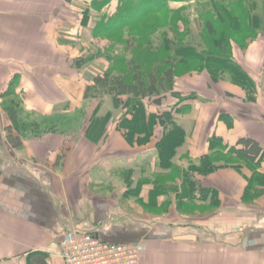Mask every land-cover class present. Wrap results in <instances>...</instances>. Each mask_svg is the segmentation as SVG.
Returning a JSON list of instances; mask_svg holds the SVG:
<instances>
[{
  "label": "crops",
  "instance_id": "0c3cea01",
  "mask_svg": "<svg viewBox=\"0 0 264 264\" xmlns=\"http://www.w3.org/2000/svg\"><path fill=\"white\" fill-rule=\"evenodd\" d=\"M92 2L0 0V264H65L61 242L74 232L138 245L141 264H264V196L245 197L253 169L225 168L199 178L204 189L220 192L222 205L214 214L189 217L178 209L176 194H169L172 201L164 208L169 195L154 200V188L146 183L162 173L156 148L162 128L139 145L116 125L112 131L107 125L102 139L88 137L95 112L80 129L67 122L82 115L78 109L91 80L82 76L84 67L76 68L74 53L61 38L77 34L70 39L78 41L89 24L84 27L81 20L75 32H67L66 23L83 18L82 7ZM111 7L116 10L115 3ZM234 58L256 82L255 103L246 101L242 88L228 80L216 83L207 71L176 79L184 97L196 96L185 103L166 101L171 108H190L177 117L187 133L185 153L179 155V149L174 159L182 169L209 154L214 137L229 148L243 138L264 148V36L246 51L234 46ZM15 79L25 114L42 120L26 128L22 150L7 139L10 120L2 97ZM221 114L233 119L232 128ZM186 116H193L189 128L183 124ZM48 128L60 133L34 137ZM66 130L80 132L72 138ZM177 185L182 191L180 179Z\"/></svg>",
  "mask_w": 264,
  "mask_h": 264
},
{
  "label": "trees",
  "instance_id": "16d2710c",
  "mask_svg": "<svg viewBox=\"0 0 264 264\" xmlns=\"http://www.w3.org/2000/svg\"><path fill=\"white\" fill-rule=\"evenodd\" d=\"M183 1L186 0H93L91 7L98 13H102L108 5L116 4L114 14H103L96 22L92 29L93 37L117 39L127 34L129 39L125 42L124 55L114 56L106 52L105 58L110 66L105 72L92 76L85 99L106 95L112 97L117 107L123 105L127 111L119 120L117 129L124 133L131 144L135 140L139 145L149 143L155 137L156 128H162L156 145L157 168L162 173L146 181L154 188L153 199L176 194L180 212L189 208L186 211L189 215L194 213L191 209L211 210L210 214H214L222 205L220 192L213 188L204 189L199 178L225 168L240 170L242 166L250 167L254 170V176L249 181L245 197L254 201L264 196V148L257 141L247 138L229 148L221 139L214 137L210 140V153L198 163H190L187 169H182L174 163V159L178 150L185 145L187 133L177 117L188 113L190 108L183 106V109L179 105L169 108L166 101L172 98L185 103L195 99V94L184 97L182 92L176 90V79L207 71L214 82L230 81L245 91L248 103H255L256 82L236 62L234 46L246 51L264 32V17L257 13V0H210L211 3L205 5L210 10L204 14L202 33L205 50L198 51L187 43L188 31L182 27H185L188 19L183 10H174L170 6L171 2ZM89 14L90 10H86L82 20L84 27L89 24ZM159 33H162V38L160 46L156 48L152 39ZM169 33L174 38H170ZM143 55L150 64H145ZM85 63L82 59L75 60L79 70ZM17 85L15 79L2 97L10 120L6 130L7 139L14 149L22 150L24 134L30 124L23 119L25 111L16 93ZM110 119V115L94 118L87 136L91 137L92 133L96 135L99 130L97 138H101L102 130L106 129ZM220 119L229 128L233 127L234 121L229 115L221 114ZM33 124L39 126L40 123ZM40 129L34 132V137L56 130ZM179 179L182 181V191L177 185ZM129 183L132 185V182ZM260 187L263 188L261 191Z\"/></svg>",
  "mask_w": 264,
  "mask_h": 264
},
{
  "label": "rangeland",
  "instance_id": "374dc122",
  "mask_svg": "<svg viewBox=\"0 0 264 264\" xmlns=\"http://www.w3.org/2000/svg\"><path fill=\"white\" fill-rule=\"evenodd\" d=\"M217 1H222V0H217ZM257 2H258V6H259L257 13L263 18L264 17V12H263L264 11V8H263L264 7L263 6L264 0H257ZM209 3H211L210 0H186L183 2H171L170 3L171 8H173L174 10H179V9L183 10L184 16L186 17V19H188V23L185 25V27H182L183 30L187 29V31H188L187 43L191 44L192 46H195L198 51L205 50L202 33H203V29H204V17H205L204 14H206L210 10L209 8L205 7V5L209 4ZM82 9L84 10V14H85L86 10H90V12H91V10H94L92 7L87 8V9H86V7H82ZM104 11H106V13ZM104 11H102V13H98V15L90 16L89 27H87L81 34H78V41H76V42L71 41L70 38L73 37L74 34H72V36L70 34L69 35L62 34V38H61V42L68 44V46L71 48V52L74 53L73 54V56L75 57V59H73L74 62H75V60H79V59L85 60L86 63H85V66L83 68L82 76L85 77L86 79L88 78V80H91L92 76H94L95 74L103 73L107 70V68H109L108 66H110V64H109L108 60L105 58L107 51L112 53L114 56L124 55L123 52L126 49L125 42H126V40L129 39V36L127 34H124L123 37L120 35V37H118L117 39L93 37L92 29L96 25V22L99 21L100 17H102L103 14L112 15L116 12L115 8L111 7V5H108L104 9ZM83 18L80 17L79 19H76V18L68 19V21L66 23V26L68 28L67 32H75L76 26H79V23L81 22V20H83ZM162 33L156 34L152 39L154 47H156V48H158L160 46ZM76 35L77 34H75L74 37H76ZM168 35L170 36V38H174V35L172 33H169ZM261 36H264L263 31L261 32ZM73 41H75V40H73ZM236 54L239 57L240 51H237ZM125 55H126V59H127V54H125ZM143 57L144 58H142V59H145V61H146L145 64H150V61L147 60L144 55H143ZM121 70H123V68ZM180 75H182V73ZM179 78H181V77H179ZM175 88L176 89L178 88L177 81L175 83ZM124 108L125 107L123 105L120 107H117L115 102L113 101L112 97L106 96V95H101L97 99H88V100L85 99V100H83L82 101V109H78V114L80 113L79 111L82 110V115L80 114L79 117L76 115L77 116L76 119H67V122L68 123L72 122V124L73 123L77 124L78 128L80 129V125L84 124L86 121H88L87 117L89 116V114H91L92 112H95L93 114L92 118L90 119L89 123L91 124V121L94 118L95 119L96 118H104L107 115H110L111 119L107 125H110L109 129L112 131L114 129V125H116V128H117V125L120 122L119 120L127 111V109L126 108L124 109ZM169 108H170V106H169ZM183 109H184V107H183ZM75 114H76V112H75ZM73 116H75V115L73 114ZM73 116H72V114H69V116H67V117L72 118ZM192 118H193V116H191V117L186 116L185 119L183 120V124L187 128H189L191 126V124L193 123ZM23 119L25 120L26 123L31 124V126H34L33 122H35V124H37V123L42 124V120L40 117H34V116L31 117V116H27L25 114ZM112 121H113V123L111 124ZM107 125H106V128H107ZM65 132L70 137L76 138L77 137L76 134L79 133L80 131L79 132L78 131L71 132L70 130H66ZM102 132L103 133H102V136L100 139L103 138L104 134L107 131H106V129H103ZM54 133H60V131L58 132V130H55ZM96 135H94V137ZM99 135L100 134H98L97 137H99ZM184 153H185V149L182 148L179 151V155H182ZM131 197H132L131 194L127 193V200L134 201V199L131 200ZM171 201H172V196L169 195L166 198V201L164 202V208H166L168 206V204L171 203ZM188 210H190V209L187 208L186 210H183L181 212V214H185L189 217L190 216L198 217V215H201L203 213L210 214L212 212L211 210L203 211V210H199V209H191V211H194V213L189 215V213L186 212ZM161 211L162 210H160V212L156 211V213L160 214V213H162ZM150 212L155 213V211H150ZM193 217H191V218H193Z\"/></svg>",
  "mask_w": 264,
  "mask_h": 264
},
{
  "label": "built area",
  "instance_id": "2783aa9c",
  "mask_svg": "<svg viewBox=\"0 0 264 264\" xmlns=\"http://www.w3.org/2000/svg\"><path fill=\"white\" fill-rule=\"evenodd\" d=\"M65 264H141V250L135 244L110 243L90 234L74 232L61 242Z\"/></svg>",
  "mask_w": 264,
  "mask_h": 264
}]
</instances>
